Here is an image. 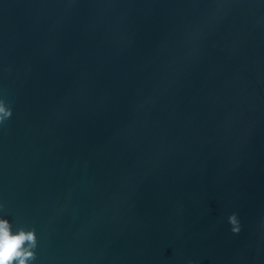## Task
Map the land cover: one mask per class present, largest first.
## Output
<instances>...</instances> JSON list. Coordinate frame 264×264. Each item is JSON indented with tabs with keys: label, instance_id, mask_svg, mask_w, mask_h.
<instances>
[{
	"label": "water",
	"instance_id": "1",
	"mask_svg": "<svg viewBox=\"0 0 264 264\" xmlns=\"http://www.w3.org/2000/svg\"><path fill=\"white\" fill-rule=\"evenodd\" d=\"M0 106L28 264H264V0H0Z\"/></svg>",
	"mask_w": 264,
	"mask_h": 264
},
{
	"label": "clouds",
	"instance_id": "2",
	"mask_svg": "<svg viewBox=\"0 0 264 264\" xmlns=\"http://www.w3.org/2000/svg\"><path fill=\"white\" fill-rule=\"evenodd\" d=\"M0 113L9 114L3 106H0ZM34 246L33 231H26L23 228L12 231L9 220L0 217V264H13L14 261L15 264H28V260L33 256L31 249Z\"/></svg>",
	"mask_w": 264,
	"mask_h": 264
}]
</instances>
